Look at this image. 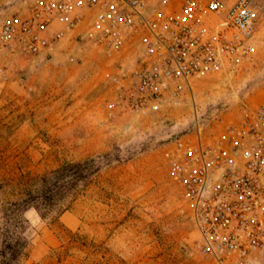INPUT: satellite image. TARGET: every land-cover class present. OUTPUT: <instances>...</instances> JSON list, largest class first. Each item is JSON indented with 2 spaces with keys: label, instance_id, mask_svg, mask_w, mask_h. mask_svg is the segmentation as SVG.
<instances>
[{
  "label": "rangeland",
  "instance_id": "obj_1",
  "mask_svg": "<svg viewBox=\"0 0 264 264\" xmlns=\"http://www.w3.org/2000/svg\"><path fill=\"white\" fill-rule=\"evenodd\" d=\"M256 6L250 58L240 54L221 73L195 79L182 103L169 105L157 120H150L157 111H135L141 116L118 122L111 137L105 136L108 129L82 125L71 126L67 140L53 135L48 98L63 88L66 105L85 95L101 104L110 121L120 117H108L105 101L111 76L133 63L125 54L68 44L52 57L30 60L0 46V52L21 56L10 67L21 92L0 102V264H210L169 175L166 150L177 138H194L198 127L207 131L264 99V0ZM91 158L97 173L86 183L74 181L70 191L61 182L45 187L37 181L66 162ZM37 192L56 195L37 210ZM64 212L78 224L63 223Z\"/></svg>",
  "mask_w": 264,
  "mask_h": 264
},
{
  "label": "built area",
  "instance_id": "obj_2",
  "mask_svg": "<svg viewBox=\"0 0 264 264\" xmlns=\"http://www.w3.org/2000/svg\"><path fill=\"white\" fill-rule=\"evenodd\" d=\"M259 0H37L0 24V46L51 57L69 38L133 51L111 76L110 118L182 103L197 78L250 58ZM55 23L64 27L53 34ZM83 26V28H81ZM169 175L191 210L201 253L218 264H264V99L235 119L182 136L166 150Z\"/></svg>",
  "mask_w": 264,
  "mask_h": 264
},
{
  "label": "crops",
  "instance_id": "obj_3",
  "mask_svg": "<svg viewBox=\"0 0 264 264\" xmlns=\"http://www.w3.org/2000/svg\"><path fill=\"white\" fill-rule=\"evenodd\" d=\"M35 1L37 0H0V10H1L0 12L3 13L2 16L3 18L6 17L7 15H11L15 13L24 15L29 12L30 6ZM61 27H64V25L55 23L49 29V33L53 34L57 29ZM81 28H83V26H81ZM73 34L74 33L72 32L70 33L69 38H67L63 43H61L58 46V48L56 49V51L52 56L56 55L58 51L64 49V47L67 46L68 44L72 45V49L75 48V45L77 43H75L71 38ZM79 45H85V44H79ZM109 53H115L120 56H123L125 54L126 57L132 60V62L135 56V53L130 50L129 51L126 50L123 52H109ZM17 57L21 58V56L12 53L10 51H7V53L5 52V50H3V52H0V78L2 79V86H0V102L2 104L6 102V100L13 99L8 97V93L21 92L20 90L21 87L19 85V76L16 74L17 73L16 70L10 68L13 62L16 61L15 58L17 59ZM28 57H30L29 58L30 60L38 58L34 56H28ZM43 76L47 77L45 73ZM6 77L7 79L6 81H4L3 79ZM31 84L32 87H35V82ZM10 87H12V89H10ZM63 91H64L63 88L54 90V92L49 96L50 98H48V101L50 102V104L48 105V109L50 110L48 126L52 130V134L57 135V137H61L62 140L68 139L66 134L69 133L68 130H70V127L74 125L77 126L82 125L87 128H99L101 130L108 129L110 130V132L105 134V136L111 137L112 135L111 133H113V127L116 126L118 122H123V120L128 121L134 118L138 119L141 116L140 114L135 113V111H128V112H122L120 117H117L112 121H110L109 119L106 118L104 108L101 106V104L97 103L96 101H91L89 99H86L85 95H83L81 98L74 99V101L71 104L66 105L65 104L66 100L63 98L64 97ZM168 106L169 105H165L161 107L157 111V113L150 116V120L154 121L161 118L162 112L166 110ZM142 123H144V121H142ZM190 215H191V210H190ZM60 219L62 220L63 223H65L70 227H74L78 224L76 217L69 212H64L61 215ZM194 232L197 234V238H198V232L196 228L194 229ZM198 250L200 251L199 245H198ZM207 257H209L212 260V261L210 260V264H218L211 256H207Z\"/></svg>",
  "mask_w": 264,
  "mask_h": 264
},
{
  "label": "trees",
  "instance_id": "obj_4",
  "mask_svg": "<svg viewBox=\"0 0 264 264\" xmlns=\"http://www.w3.org/2000/svg\"><path fill=\"white\" fill-rule=\"evenodd\" d=\"M95 163V159L91 158L82 162H77L75 164L66 162L57 169L37 178V181L43 186L47 187L51 185L52 187L57 186L58 183H63V188L70 191L73 189L74 181H81L82 183L88 182L97 172V170L90 168L91 165ZM50 191V189H48ZM48 191V192H49ZM71 193V192H69ZM56 194L52 196H41L37 192L35 204L32 205L35 209L40 210L43 203H48L54 200ZM70 195V194H68ZM71 197V196H70ZM38 201V202H37ZM40 201V202H39ZM44 201V202H42ZM49 206V205H48ZM67 210V209H66ZM52 213V210H48V215ZM42 218L45 219L47 214H41Z\"/></svg>",
  "mask_w": 264,
  "mask_h": 264
}]
</instances>
